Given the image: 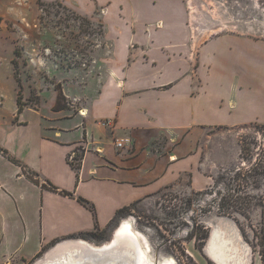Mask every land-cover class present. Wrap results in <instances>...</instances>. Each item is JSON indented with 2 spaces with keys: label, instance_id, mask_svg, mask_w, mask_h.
Wrapping results in <instances>:
<instances>
[{
  "label": "crops",
  "instance_id": "0c3cea01",
  "mask_svg": "<svg viewBox=\"0 0 264 264\" xmlns=\"http://www.w3.org/2000/svg\"><path fill=\"white\" fill-rule=\"evenodd\" d=\"M29 1L99 16L108 52L91 87H79L78 95L62 87L66 99L84 97L77 114L63 115L71 110L68 101L69 108L54 111L56 91L49 114L35 110L40 131L29 156L0 145L41 184L72 194L38 186L41 244L26 262L55 241L110 231L119 210L185 175L192 176L194 190L211 185L213 178L201 171L206 133L264 124V40L193 34L187 0ZM18 124L30 122L21 118ZM118 139L132 144L118 150ZM79 147L85 154L76 172L68 160ZM9 238L3 222L0 243ZM205 254L213 264H264V253L259 261L233 221L215 225Z\"/></svg>",
  "mask_w": 264,
  "mask_h": 264
},
{
  "label": "rangeland",
  "instance_id": "374dc122",
  "mask_svg": "<svg viewBox=\"0 0 264 264\" xmlns=\"http://www.w3.org/2000/svg\"><path fill=\"white\" fill-rule=\"evenodd\" d=\"M0 17V145L27 157L40 131L35 110L49 114L59 83L73 95L81 94L79 87H91L102 74L108 44L99 16H84L60 3L0 0ZM187 18L192 33L203 37L233 33L264 40V0H187ZM18 100L25 105L22 112ZM84 100L67 98L71 110L63 115L77 114ZM21 118L30 125L20 127ZM204 137L201 171L212 184L197 191L192 176L185 175L131 206L123 218L142 237L151 264H213L205 254L207 240L215 225L226 221L235 223L244 243L262 259L264 124L218 128ZM6 158L0 154V228L6 223L10 238L0 243V264H33L54 245L26 262L41 244V186L29 179L37 178L33 172L11 166ZM113 233L112 228L103 240H87L100 246Z\"/></svg>",
  "mask_w": 264,
  "mask_h": 264
},
{
  "label": "bare ground",
  "instance_id": "6f19581e",
  "mask_svg": "<svg viewBox=\"0 0 264 264\" xmlns=\"http://www.w3.org/2000/svg\"><path fill=\"white\" fill-rule=\"evenodd\" d=\"M117 237L131 241L130 243L131 246L130 245L125 246L124 244L125 246L124 250L127 251V253L130 251L134 254L136 264H151L149 249L146 245L142 243L139 234L134 230L133 224L131 222L128 221L122 224L121 228L117 231ZM82 245H83L82 252H84L85 255H89L93 253L92 251H99V252L106 251L105 253L107 256H113L116 258L118 257L117 259H123L124 260L123 262H126L125 264H134L132 259L130 258L126 259L123 256L116 255L119 247H115V241L101 247L88 245L85 243H82ZM77 252H79V250L77 251L76 249L63 250L62 253L53 256V258L48 262H46L45 264H83V263L92 262L91 260H89L91 259V257L86 259L82 257L74 258V255ZM155 263L157 262L155 261ZM164 264H173V263H164Z\"/></svg>",
  "mask_w": 264,
  "mask_h": 264
},
{
  "label": "water",
  "instance_id": "95a60500",
  "mask_svg": "<svg viewBox=\"0 0 264 264\" xmlns=\"http://www.w3.org/2000/svg\"><path fill=\"white\" fill-rule=\"evenodd\" d=\"M124 222H128V221L127 220H123V219H121L119 221V223L113 228L114 229V233H113L112 239L109 240V241L106 240L105 242H103L105 244H101L100 246H98V245H95V244L89 242V240H87L85 238H82V237H79V236L67 237L65 239H62V240H59L58 242H56L53 246H51L50 250L42 258H40L39 260L35 261L33 264H45L46 262L51 260L53 258V256L62 253V251L66 250V249H76L77 251L79 250V252H77L74 255V258L82 257V258L86 259V258H90L91 257V259H89V260H91L92 262L83 263V264H96L98 262H100L98 264H125L126 262H123L124 261L123 259H117L118 257L116 258V257H113V256H107L106 253H105L106 251H101V252L92 251L93 253H91L89 255H85V253L82 252V250H83L82 243L101 247V246H104V245H106L108 243H111V242H114V241H115V247H119L118 250H117L116 255L123 256L126 259L130 258V259H132L134 264H136L135 263L134 254L132 252H130V251L127 253V251L124 250L125 246H127V245L131 246V244H130L131 241L130 240L121 239V238L117 237V231L121 228V226H122V224ZM141 240H142V243H144L143 239H141ZM124 244H125V246H124Z\"/></svg>",
  "mask_w": 264,
  "mask_h": 264
},
{
  "label": "trees",
  "instance_id": "16d2710c",
  "mask_svg": "<svg viewBox=\"0 0 264 264\" xmlns=\"http://www.w3.org/2000/svg\"><path fill=\"white\" fill-rule=\"evenodd\" d=\"M2 21H3V19L0 17V23ZM55 91L57 92L58 96H57L56 106L54 107V111H59V110H64V109L69 108L68 103H67V99H66L65 95L63 94L62 85L60 83L57 84V85H55ZM33 102H34V104L36 106L39 105V97L36 96V99ZM18 105H19V112H22L25 105L20 100H18ZM79 152H81V154H79ZM0 154H3L12 163H15L18 166L22 167L21 163L17 159L12 158L9 155L8 151L5 150L2 147H0ZM84 154H85V150L83 148H77L74 151V153H73L74 156L71 155L73 157V159L71 160V156L69 157L68 162H69L70 166L72 167V169L75 170L76 172H78L81 169L82 159L84 157ZM23 171L26 172V170H23ZM29 179L31 181H33L35 184H37L38 186H41L43 189H48V190H51L52 192L60 193V194L65 195V196H71L72 195V194H70L68 192H65V191H59L58 188H56L55 186H53L51 184H45V183L44 184H41L40 181L37 178H29ZM81 201L84 202V203H86L84 200H81ZM130 210H131V207H125V208L119 210L118 213H117V215H116V217L113 219V221L111 223L110 229L114 228L119 223V221L121 219H123L126 216H128L130 214ZM104 233H106V232H100L97 229V231H95V232L83 233V234L77 235V236L82 237V238H85V239H94V240H100V239H102L103 240L104 238H102V237H103ZM70 237H76V235L75 236H70ZM58 241H55L54 244L56 242H58ZM38 256H40V254Z\"/></svg>",
  "mask_w": 264,
  "mask_h": 264
},
{
  "label": "built area",
  "instance_id": "2783aa9c",
  "mask_svg": "<svg viewBox=\"0 0 264 264\" xmlns=\"http://www.w3.org/2000/svg\"><path fill=\"white\" fill-rule=\"evenodd\" d=\"M132 142L130 139H118L116 141V147L118 150H123L129 146H131ZM74 156V155H73ZM73 159V157L71 156V160Z\"/></svg>",
  "mask_w": 264,
  "mask_h": 264
}]
</instances>
